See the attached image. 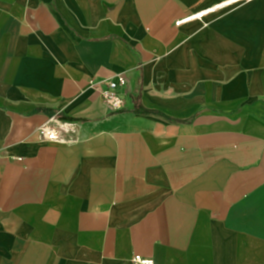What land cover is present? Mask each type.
I'll list each match as a JSON object with an SVG mask.
<instances>
[{"label":"crops","instance_id":"obj_1","mask_svg":"<svg viewBox=\"0 0 264 264\" xmlns=\"http://www.w3.org/2000/svg\"><path fill=\"white\" fill-rule=\"evenodd\" d=\"M228 1L0 0V264H264V0Z\"/></svg>","mask_w":264,"mask_h":264},{"label":"built area","instance_id":"obj_2","mask_svg":"<svg viewBox=\"0 0 264 264\" xmlns=\"http://www.w3.org/2000/svg\"><path fill=\"white\" fill-rule=\"evenodd\" d=\"M254 0H231L228 2H225L224 6H230L234 4L239 3H248ZM213 9H209L200 13H197L195 15L186 17L182 21H180L177 24L180 23H187L193 20H202L205 15L212 12ZM127 85V78L125 74L117 75L115 78L101 81V82H92L90 84V88L92 91L97 93L105 107L108 111L111 113H118L122 111L125 108L126 105V98L123 94L122 90ZM40 135L41 137L50 143H61L62 139L60 136V129L54 126L51 122L45 124L40 129ZM130 264H155L153 259L146 258L142 255H134L131 260Z\"/></svg>","mask_w":264,"mask_h":264},{"label":"rangeland","instance_id":"obj_3","mask_svg":"<svg viewBox=\"0 0 264 264\" xmlns=\"http://www.w3.org/2000/svg\"><path fill=\"white\" fill-rule=\"evenodd\" d=\"M28 20L26 19V22H27ZM9 236V233L8 232H1L0 231V242H1V240L4 238V237H8Z\"/></svg>","mask_w":264,"mask_h":264}]
</instances>
